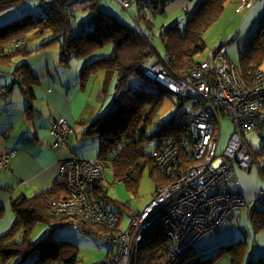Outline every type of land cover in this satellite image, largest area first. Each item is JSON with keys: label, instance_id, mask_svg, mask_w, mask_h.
Segmentation results:
<instances>
[{"label": "trees", "instance_id": "trees-1", "mask_svg": "<svg viewBox=\"0 0 264 264\" xmlns=\"http://www.w3.org/2000/svg\"><path fill=\"white\" fill-rule=\"evenodd\" d=\"M16 1L0 0V11L12 6ZM173 1L175 0H149L146 9L148 18L140 17L136 24H129L103 10L102 0H44V16L36 17L34 14H26L0 26V72L1 74L12 72L14 86L18 85L28 100L26 109L28 113L34 108L35 88L41 84V81L26 60L19 65H14V62L17 57L21 55L28 57L32 52L27 48V40L31 36L46 33L53 35L51 39L41 44V48L63 36L60 52L61 63H68L72 57L79 56L86 60L80 74L82 86L85 87L91 76L98 75L101 79L103 95L111 94L114 103L111 110L86 126L85 133L100 136L101 151L96 159L103 162L106 167H109L108 164L113 166L115 177L122 179L134 192L137 191L139 177L147 167L150 168V174L156 182V189L167 182V172L162 171L155 160V153L162 149L166 141L170 140L177 144L183 164L196 163L195 158L187 155L184 150L185 130L193 104L184 110L182 113L184 117H181L180 112V116L175 118L170 126L163 128L161 132L154 130L155 125L163 124L159 120L158 112L164 98L171 93H176L159 80L145 74L141 69L143 65L149 64V57L157 51L152 42V32H150L154 24L153 18L159 14H165L166 7ZM187 1H194L197 4L194 8L189 6L183 8L187 14L185 26L180 27V22L172 23L169 26H162L158 34L166 45V55L161 57L160 63L176 78H187L190 72L202 62L207 50L204 33L223 16L231 3L234 2L237 11L241 0L236 2L235 0ZM79 11L86 12L88 19L81 22V27L76 30L75 19ZM142 21L146 23L147 28L142 25ZM254 32L249 36L248 39H251L247 46L241 50V64L238 66L248 83H252L257 72L262 70L264 63V18ZM108 45L112 46L109 54L93 55L97 50ZM221 47H226V44H221L217 48ZM151 84L161 85L159 88H153ZM14 86L2 87L0 96L9 94ZM176 95H179L180 107L190 100L180 94ZM81 124L85 123L81 122ZM155 137H160V140L155 151L149 152L146 146L148 141ZM68 143L69 141L63 146ZM249 149L251 150L250 146ZM251 151L255 164L258 165V177L263 189V194L256 199L249 213L254 232L257 233L264 229V208L259 206L264 202V167L261 166L264 161V144L260 149ZM96 189L97 196L110 205L109 186L106 187L101 181L97 183ZM66 197H68L67 190L57 179L51 190L41 191L30 197L21 195L16 198L12 202V208L16 213L17 221L6 234L0 237L1 260L9 262L14 258L25 259L35 254L38 256L31 264H36L39 260V264H50L63 259L61 254H52L49 251L47 258H44L47 252L46 254L38 252L39 245L30 240L28 234L36 222H46L54 228L69 225V220L58 216L53 209V201ZM112 202L120 210H125L121 207L122 202L115 199ZM127 205L125 206L129 208V204ZM1 215L2 209H0V217ZM88 225L93 229L89 228L92 236H95L93 234L96 233L95 231H107L95 223L89 222ZM170 241L162 229L151 240L147 236L145 246L140 251V264H170L171 259L168 254ZM237 245L240 244L237 242L221 244L216 249L219 251L217 254L212 253L213 251L199 253L191 246L182 255L179 264H213L215 258L227 250L232 251ZM67 246H71L69 248L72 252L69 260L76 264L78 248L75 245ZM110 248L111 246H109L108 253ZM70 262L67 261V263ZM232 264H237L234 256ZM246 264H264V253L259 260L252 257Z\"/></svg>", "mask_w": 264, "mask_h": 264}, {"label": "built area", "instance_id": "built-area-1", "mask_svg": "<svg viewBox=\"0 0 264 264\" xmlns=\"http://www.w3.org/2000/svg\"><path fill=\"white\" fill-rule=\"evenodd\" d=\"M113 1L130 10L135 21L148 18L149 0ZM255 1L241 0L237 12L254 6ZM141 69L192 101L184 150L196 163L183 164L177 144L166 141L155 153V160L167 172V182L156 189L144 207L130 210L129 222L124 225V212L111 208L96 193L97 183L106 177V165L99 159L75 154L60 160L58 180L68 197L53 201L54 212L87 234L92 229L89 222L107 230L93 233L111 245L109 253L97 264H140L146 237L161 224L160 229L171 240L170 264H179L191 246L220 230L236 210L246 206L237 171L250 170L255 161L244 135L254 130L264 137V70L258 71L252 83H248L229 58L226 47L208 50L187 78L173 77L161 63L145 64ZM222 117L233 123L223 150L220 149ZM69 127L65 118L54 119L50 129L53 148L69 141ZM16 152L11 150L0 157L5 168H9L10 156ZM37 256H33L34 260ZM50 264L68 263L59 259Z\"/></svg>", "mask_w": 264, "mask_h": 264}, {"label": "rangeland", "instance_id": "rangeland-1", "mask_svg": "<svg viewBox=\"0 0 264 264\" xmlns=\"http://www.w3.org/2000/svg\"><path fill=\"white\" fill-rule=\"evenodd\" d=\"M43 2L44 0H17L16 3L12 6L0 11V26L15 21L26 14H34L36 17L44 16L45 9L43 6ZM257 2L258 0L255 1V3ZM263 3L264 0L258 3L256 8V5L254 4V7L246 9L244 12L241 11L242 13H238L237 15L234 14L233 16H231L232 14L228 13V10L226 9V11L223 13V16L203 35L204 41L207 45V50L204 57L207 56L208 50L217 48L221 44L225 43L229 58L232 60V62L239 66L241 64V50L247 46L251 39H248L249 36L255 33L254 31H256L258 25L264 18V13L261 14L262 9L260 8ZM101 8L107 11L108 13L116 16L119 20L123 22L129 24H136V21L133 18V15L130 10L123 9L119 4H117L113 0H102ZM86 19H88V15L86 12H77L75 19V29H79L81 27L80 23L86 21ZM186 20L187 14L182 9V6L177 10L175 9L172 12L159 14L153 18L154 24L150 32H152V42L156 46L157 51L149 57L148 65L154 66L160 63L161 57H164L166 55L165 42L160 36H158V34H160L161 32L162 26H169L170 24L172 25V23L180 22V27L183 28L185 26ZM142 25L147 28L146 23L144 21H142ZM52 37L53 35L51 33H46L40 36H31L27 40V48L28 50H32L34 46L40 45L48 41ZM63 39V36H60L59 40L53 41L49 45L42 47V49L38 52H31L28 57H24L22 55L17 57L15 59L14 65H19L20 63L25 62V60L28 63L29 61H31L32 64V60L41 55L42 52H45L46 54H48L49 58H52L53 56H55L54 52H56L57 54L58 50H61V43ZM111 50L112 46L108 45L104 48L97 50L93 55H106L109 54ZM75 63L76 61L72 62V67L75 66ZM8 70L11 71L10 69ZM38 70L42 73L52 72L53 66L43 67L42 65H40L38 67ZM262 70H264V63L262 65ZM62 73H64V71ZM160 85L151 84L150 86H152L153 88H159ZM15 95H18V97L19 95L21 96V94ZM178 96L179 95L171 93L164 98L163 103L158 112L159 120L163 124L155 125L153 127L154 130L161 132L160 130L170 126L171 122L175 118L180 116V114H182L184 110L192 106V101L188 100L183 105V107H180V100ZM103 97L104 99L107 98V107H101V109L104 108V111H102L101 113L102 115L105 114V112L107 113L109 110H111L113 108L112 104L114 103L113 96H111V94L108 96L103 95ZM221 124L222 130L220 149L223 150L230 139L233 130V123L232 120H230L229 118L222 117ZM73 128L74 129H72L71 131L72 138L70 139V144L68 146H65L67 148L70 147V151L72 152L81 155H87L88 158L98 157L101 151L100 136H92L86 134V127L80 128V132L78 131V127L75 126ZM244 138L246 143L250 146L251 150H258L264 144V137L254 130L248 131L244 135ZM159 140L160 137H155L151 141H148L146 150L149 152H154ZM108 165L109 167L107 166L106 177L103 180V184L106 185V187L109 186L108 198L111 208L116 207L114 202H112L113 199L123 203L121 204V207L122 209H125L123 217L125 225L129 222L128 214L130 213V210L144 207L152 199L157 185L150 174V168L147 167L144 169L142 175L139 177L137 186L138 188L137 191L134 192L133 190L127 187L126 183L122 181V179L115 177L113 166H111L110 164ZM254 166L255 167H253L251 171L253 175L256 173V169H258L257 164H255ZM261 166L264 167V161L261 163ZM259 182H261L260 179ZM125 203H129V208L125 206ZM259 206L260 208H264V202L259 204ZM253 207L254 204L252 202L249 203L246 207H244L242 214L239 216V218H236L237 220H235L234 223V229L236 233L235 239L226 242H237L240 245L234 247L232 251L227 250L226 252L222 253L219 257L215 258L213 264H232L233 256L236 258L237 264H246V262L252 259V257H254L256 260H259L261 255L264 253V229H261L257 233L254 232L253 222L249 214L252 211ZM161 226H163V224H161ZM161 226H157L154 230H152L148 234V239H153V236L156 235V233L160 230ZM245 230L247 231L248 236L246 235ZM214 233H216V231L204 236L202 240L196 243V246H201L208 239H210V237H212ZM28 237L30 240L39 245L37 250L38 252L44 254H46L47 252L44 258H47L49 251L52 254H61L63 259H66L70 262L69 258L71 257L72 252L69 247L71 246L67 245H75L78 248V261L76 264H97L107 255L109 246H111L110 243H108L104 239L87 234L77 229L73 225H63L61 227L54 228L53 225H50L46 222H36L34 228L28 234ZM218 252L219 251L214 250L212 253L217 254ZM33 262H35L33 255H29L25 259H11V264H31ZM39 263L40 260L36 264ZM68 264H73V262H70Z\"/></svg>", "mask_w": 264, "mask_h": 264}, {"label": "crops", "instance_id": "crops-1", "mask_svg": "<svg viewBox=\"0 0 264 264\" xmlns=\"http://www.w3.org/2000/svg\"><path fill=\"white\" fill-rule=\"evenodd\" d=\"M260 2L262 0L254 2L255 8ZM233 3L227 7L231 16L238 14ZM196 4L194 1L175 0L165 10L172 12L181 6L182 9L186 6L194 8ZM260 8L262 9L261 14L264 13V3ZM40 46L41 44L34 46L32 52L41 50ZM60 52L61 50H58L57 54L54 52L55 56L52 58L42 52L32 60V64L29 61L31 70L41 81V84L35 88L34 108L29 113L26 111L27 98L18 85L14 86V75L0 73V90L8 85L14 86L9 94L0 96V157L11 150L17 151L16 154L10 156L8 169L0 162V209H2L0 237L6 234L17 221L12 202L21 195L30 197L41 191L51 190L58 179L60 160L72 154L81 158L93 159L88 158L87 155L70 151V147L53 148L51 146L53 138L50 129L53 119L62 117L67 120L70 126L69 139H71L73 127H78L80 132V128L86 127L91 121L102 115L104 108L101 109V107H107L106 99H103L101 79L98 75L91 76L85 87L81 84L80 74L86 60L72 57L68 63H61ZM73 61L76 63L72 67ZM40 65L43 67L53 66V71L42 73L38 70ZM63 71L64 73H62ZM15 94H21V96L18 97ZM81 122L85 124H81ZM69 144L70 140L67 146ZM253 167L250 170L239 169L237 171L241 191L247 201L246 206L251 202L255 205L256 199L263 194L258 169L255 171L257 175H253L251 173ZM114 208L120 210L118 207ZM243 209L244 207L236 210L225 225L201 246H196L197 241L193 246L195 250L199 253L216 251L221 244L235 239L234 223L236 218L242 214ZM121 211L124 212V210ZM246 235L248 236L247 231ZM0 264H11V260L3 262L0 258Z\"/></svg>", "mask_w": 264, "mask_h": 264}, {"label": "clouds", "instance_id": "clouds-1", "mask_svg": "<svg viewBox=\"0 0 264 264\" xmlns=\"http://www.w3.org/2000/svg\"><path fill=\"white\" fill-rule=\"evenodd\" d=\"M194 246V245H193Z\"/></svg>", "mask_w": 264, "mask_h": 264}]
</instances>
